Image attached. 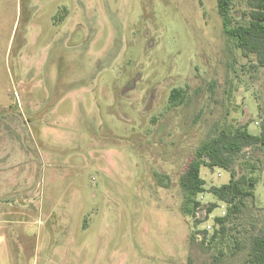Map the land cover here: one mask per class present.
Listing matches in <instances>:
<instances>
[{
  "label": "rangeland",
  "instance_id": "374dc122",
  "mask_svg": "<svg viewBox=\"0 0 264 264\" xmlns=\"http://www.w3.org/2000/svg\"><path fill=\"white\" fill-rule=\"evenodd\" d=\"M263 117L264 68L216 0H0V264L242 263L264 235V156L237 158L254 198L212 244L226 206L209 190L230 173L201 168L197 218L179 178L219 128L257 135Z\"/></svg>",
  "mask_w": 264,
  "mask_h": 264
},
{
  "label": "trees",
  "instance_id": "16d2710c",
  "mask_svg": "<svg viewBox=\"0 0 264 264\" xmlns=\"http://www.w3.org/2000/svg\"><path fill=\"white\" fill-rule=\"evenodd\" d=\"M216 2L223 32L233 48L245 57L253 55L256 65L264 68V0H245L247 11H244L241 19L236 22L231 15L233 0H216ZM183 98L184 93L181 89H173L169 103L177 106ZM248 126V123H245L219 128L214 135L196 148L194 157L179 178L183 197L181 212L187 217L194 218L197 208L201 206L197 196L205 192V181L200 177L201 168H219L230 173L227 184L209 190L226 206L225 214L214 219L217 229L213 231L209 244L218 238H223L227 224L241 215L246 208L247 199L254 198L257 178L248 173L238 175L234 165L246 148H256L264 156V117L259 127V134L254 135L249 132ZM215 208L216 205L211 204L206 209L207 214ZM201 233L204 234V242L206 230ZM234 248L231 253L233 255L243 249V246H234ZM240 264H264V235L252 237L247 257Z\"/></svg>",
  "mask_w": 264,
  "mask_h": 264
},
{
  "label": "built area",
  "instance_id": "2783aa9c",
  "mask_svg": "<svg viewBox=\"0 0 264 264\" xmlns=\"http://www.w3.org/2000/svg\"><path fill=\"white\" fill-rule=\"evenodd\" d=\"M207 213V212H206ZM198 214H200V207L197 208V212H195V217H199ZM204 215H205V212H204Z\"/></svg>",
  "mask_w": 264,
  "mask_h": 264
}]
</instances>
